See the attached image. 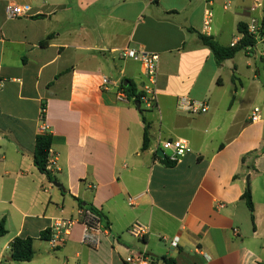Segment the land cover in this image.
Here are the masks:
<instances>
[{
	"label": "crops",
	"instance_id": "crops-1",
	"mask_svg": "<svg viewBox=\"0 0 264 264\" xmlns=\"http://www.w3.org/2000/svg\"><path fill=\"white\" fill-rule=\"evenodd\" d=\"M10 2L28 7L26 17L9 19ZM257 3L0 0V223L7 230L0 264H128L143 252L174 264H264V44L219 65L199 38L237 45L239 24L264 15ZM127 47L159 56L145 151L140 111L117 96L125 81L141 92L146 84L141 65L122 58ZM182 98L206 101L209 110L181 112ZM255 108L261 119L252 122ZM43 127L53 137L50 170L65 191L34 164ZM179 139L191 151L167 167L158 143ZM247 189L254 222L242 199ZM92 208L105 230L97 248L82 242ZM59 220L74 226L52 251L41 235ZM136 225L145 234H132ZM18 237L34 240L32 261H13Z\"/></svg>",
	"mask_w": 264,
	"mask_h": 264
},
{
	"label": "built area",
	"instance_id": "built-area-1",
	"mask_svg": "<svg viewBox=\"0 0 264 264\" xmlns=\"http://www.w3.org/2000/svg\"><path fill=\"white\" fill-rule=\"evenodd\" d=\"M256 8H263L262 3H257ZM29 8L17 5L10 2L6 6V14L9 19H17L26 17ZM213 20V14L211 11H207L204 17V29L206 31L211 30V24ZM248 36L255 41V45L262 43L264 44V15L261 19L252 18L249 25L247 26ZM245 35H243L244 37ZM237 44V42H236ZM235 45V44H234ZM247 49L251 50L252 47ZM264 57V50L262 52ZM121 56L124 59H129L135 61L141 65V72L143 77L146 79V84L142 90L141 96V109L145 111H150L157 106L158 100V89H157V77L159 70V56L157 54L148 53L143 50H135L132 48H125L121 52ZM1 72V70H0ZM111 85L108 77H103L102 87L107 88ZM118 100L121 102L130 101L128 95L124 90L120 89L118 91ZM179 110L190 115H202L206 114L209 110L206 101H195L188 98H182L179 101ZM260 109L255 108L252 114V122L260 121ZM42 132H46L47 128L43 127ZM158 150H161L166 154L172 162H178L179 159L184 157L187 153L191 151L188 142L182 139L176 141H160L158 143ZM53 164V160L50 155L48 169ZM74 226V221L72 220H59L53 225L51 238L48 240V245L52 251H56L62 247L67 242L68 237L72 227ZM146 229L143 226L136 225L131 229V233L136 236H142L145 234ZM105 233L102 219L98 214H94L91 211H87L84 218V233L82 242L85 246L89 248H97L101 242V236ZM166 240V239H164ZM179 238H174L171 242L172 246L176 247L178 245ZM207 257V256H206ZM128 264H165L162 261L152 259L146 252L134 255Z\"/></svg>",
	"mask_w": 264,
	"mask_h": 264
},
{
	"label": "trees",
	"instance_id": "trees-1",
	"mask_svg": "<svg viewBox=\"0 0 264 264\" xmlns=\"http://www.w3.org/2000/svg\"><path fill=\"white\" fill-rule=\"evenodd\" d=\"M238 30L241 34L245 35L242 40L233 47H223L219 45L213 37L199 35L200 40L203 44L210 48L216 61L219 65H221L224 61L234 58L239 52L247 49L248 47H254L255 41L251 39L247 34V26L245 24H239ZM49 39H46L42 42V46H46L49 43ZM121 89L125 91L128 95L129 100L136 104L137 102L140 103L142 92L138 91L135 87L133 82L129 81V86L124 87L121 85ZM42 118L44 119L45 115V105H43L42 110ZM140 113L142 115L143 122L145 124L144 129V141L142 149L148 150L150 148L151 143V136H150V124L147 122L145 118V110L141 109ZM53 145V137L49 132H41L37 135L35 140V150H34V164L40 173L46 175L49 181L52 183H58L56 176L48 169L49 166V159L51 155V149ZM245 160V159H244ZM162 162L167 167H174L177 162H172L169 158H165ZM63 191L64 188L62 187ZM243 200L246 201L247 207L251 213V219L254 222V214H255V206L252 200V194L250 189H247L245 194L242 197ZM89 211L93 212L94 214H98L101 218H103L102 214L99 213L95 209H90ZM51 230H47L46 232L42 233L41 238L48 241L51 238ZM7 234V230L5 227V220L0 223V238L4 237ZM11 252H12V259L15 262H30L34 259L35 251H34V240L32 238H21L18 237L14 239L11 243ZM162 261L165 264H174V260L163 258Z\"/></svg>",
	"mask_w": 264,
	"mask_h": 264
},
{
	"label": "water",
	"instance_id": "water-1",
	"mask_svg": "<svg viewBox=\"0 0 264 264\" xmlns=\"http://www.w3.org/2000/svg\"><path fill=\"white\" fill-rule=\"evenodd\" d=\"M128 86H129V81H125L124 82V87H128ZM135 105H136L137 109L140 111L141 110V104L139 102H137ZM158 155L160 157L164 158V159L166 158L164 152L161 151V150L158 151ZM54 185H56L59 188H62L63 187L60 183H54Z\"/></svg>",
	"mask_w": 264,
	"mask_h": 264
},
{
	"label": "rangeland",
	"instance_id": "rangeland-1",
	"mask_svg": "<svg viewBox=\"0 0 264 264\" xmlns=\"http://www.w3.org/2000/svg\"><path fill=\"white\" fill-rule=\"evenodd\" d=\"M248 4L247 5H250V4H253V2L255 1V0H245ZM260 2L261 3H263L264 4V0H260ZM234 11V7H230V9H229V14H232V12ZM238 32H237V29H236V34H237ZM166 154H169V152H167Z\"/></svg>",
	"mask_w": 264,
	"mask_h": 264
}]
</instances>
